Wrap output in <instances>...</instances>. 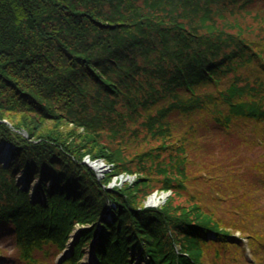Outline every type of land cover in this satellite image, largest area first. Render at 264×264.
<instances>
[{
  "label": "trees",
  "instance_id": "16d2710c",
  "mask_svg": "<svg viewBox=\"0 0 264 264\" xmlns=\"http://www.w3.org/2000/svg\"><path fill=\"white\" fill-rule=\"evenodd\" d=\"M6 146L0 233L27 264H264V0H0Z\"/></svg>",
  "mask_w": 264,
  "mask_h": 264
},
{
  "label": "rangeland",
  "instance_id": "374dc122",
  "mask_svg": "<svg viewBox=\"0 0 264 264\" xmlns=\"http://www.w3.org/2000/svg\"><path fill=\"white\" fill-rule=\"evenodd\" d=\"M65 125L66 128L72 127V124H63V126ZM25 135V133H24ZM27 135V133H26ZM25 135V136H26ZM10 151V147L6 146L2 149L1 154H0V158L3 159L4 161H6L8 159L6 155L9 154ZM222 151L218 150L216 152V154L218 155V159L219 161H222L225 159V157L221 156L220 153ZM83 161L88 164L96 173V176L98 179H102L105 176H107L110 173H113L115 170V164L112 161H107L106 159L99 157V158H95L93 159L92 157H90V155H86L83 158ZM94 163H100L102 164V170H99L97 167H95ZM137 173H130V172H117L114 173L111 180L108 182L107 186L110 188H113L115 186H122L125 183H132L135 182L137 179ZM163 194H165V196H163ZM171 195V191H165V190H159L156 189L155 191H153L150 195H148L147 200L145 205L147 206H151V207H160L161 205H163L167 198ZM183 200V198H181ZM178 200V198H177ZM234 217V216H233ZM260 226V225H257ZM235 234L240 236L241 231L240 230H236ZM2 235H8L7 238H0V264H27L25 262V260H22L21 257L18 255L17 253V246L15 245V242L13 241V239H11V237H9L10 235H12L11 230L5 229L4 231H1L0 233V237ZM243 241L245 243V249H246V254L248 255L249 259H251L252 257V251L251 248L249 247L248 244V238L244 237ZM70 252V250H68L67 254ZM263 252V251H262ZM65 252H61V253H56L55 250H52L51 254L49 256H44L42 253H40V259L41 262L39 263H34V264H47V261L49 264H58L60 262V260L62 259L63 256H65ZM262 256L264 258V252L262 253ZM93 251L91 252H87V254H85L84 259L81 260L80 264H92L93 262ZM65 258V257H64ZM222 264H230V263H225L224 261L222 262Z\"/></svg>",
  "mask_w": 264,
  "mask_h": 264
},
{
  "label": "bare ground",
  "instance_id": "6f19581e",
  "mask_svg": "<svg viewBox=\"0 0 264 264\" xmlns=\"http://www.w3.org/2000/svg\"><path fill=\"white\" fill-rule=\"evenodd\" d=\"M5 156L9 157V156L6 155V154H5ZM0 160H1V161H4V160L1 159V158H0ZM7 160H8V159H7ZM7 160L4 161V162H7ZM94 165H95V167H97V168L99 167V168H98L99 170H102V164H100V163H94ZM163 196H165V194H163Z\"/></svg>",
  "mask_w": 264,
  "mask_h": 264
},
{
  "label": "water",
  "instance_id": "95a60500",
  "mask_svg": "<svg viewBox=\"0 0 264 264\" xmlns=\"http://www.w3.org/2000/svg\"><path fill=\"white\" fill-rule=\"evenodd\" d=\"M25 135H26V132H25Z\"/></svg>",
  "mask_w": 264,
  "mask_h": 264
}]
</instances>
